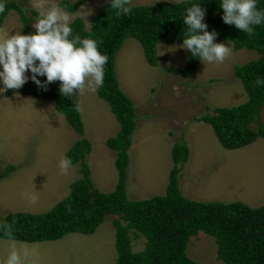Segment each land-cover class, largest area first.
Wrapping results in <instances>:
<instances>
[{
	"label": "rangeland",
	"instance_id": "rangeland-1",
	"mask_svg": "<svg viewBox=\"0 0 264 264\" xmlns=\"http://www.w3.org/2000/svg\"><path fill=\"white\" fill-rule=\"evenodd\" d=\"M18 1L28 14L52 4L64 10L60 5L64 0ZM183 1L187 0H132L131 5ZM108 2L93 0L78 8L76 14L64 11L71 16V23L79 17L89 31L93 17ZM20 19L18 12L12 10L4 20L0 38L22 31ZM33 22L31 27L35 30ZM218 43L230 46L231 55L223 63L201 62L193 75L169 71L187 65L190 51L179 47L183 42L158 45L159 62L155 67L148 63L141 43L134 38L127 39L118 52L116 72L120 88L134 102L137 115V129L129 149V200L165 195L174 167V145L184 140L190 158L181 166L180 189L187 199L241 202L254 209L264 206V137L247 147L228 150L212 125L199 120L205 115L214 116L216 108L239 106L249 99L241 80L235 76V67L257 60L259 54L249 49L236 51L229 41ZM3 87L0 81V88ZM7 94L8 91L0 92V173L8 165H14L17 171L0 181V215L47 213L66 198L70 184L80 178L79 165H71L64 175L59 168L60 159L67 158L79 136L64 115L57 112L52 99L19 96L15 91ZM78 100L85 136L92 143L86 162L93 183L99 191L110 193L118 181L117 153L107 147L106 141L117 135L119 122L109 104L98 96V88L86 90ZM251 127L257 129L258 124ZM25 193L35 195L37 202L31 204ZM115 219L118 217L109 215L92 235L75 233L58 241L22 243L38 249V264H115ZM133 244L134 251L140 252L146 239L141 237ZM6 248V239L0 238V255ZM187 254L196 262L224 264L218 259L215 238L205 233L192 239Z\"/></svg>",
	"mask_w": 264,
	"mask_h": 264
},
{
	"label": "trees",
	"instance_id": "trees-1",
	"mask_svg": "<svg viewBox=\"0 0 264 264\" xmlns=\"http://www.w3.org/2000/svg\"><path fill=\"white\" fill-rule=\"evenodd\" d=\"M89 1L92 0H76L74 3L64 0L60 5L67 12L76 14L78 8ZM0 2L6 4L5 12L0 14V30L9 13L16 10L23 24L21 33L27 35L35 32L31 23L38 12L28 14L18 0ZM220 2H160L153 6H131L130 15L117 16L109 0L93 17L89 31L79 17L70 24L74 35L102 42L98 43L99 50L108 56L104 82L98 87V96L109 104L120 125L117 135L106 141L107 147L117 153L115 166L118 181L115 190L110 193L99 191L93 183L91 168L86 162L92 152V143L85 136L86 126L80 110L75 108L72 100L61 94L60 82L48 84L45 89L28 80L22 88L8 90V96L15 91L19 96L52 99L57 112L64 115L79 136L68 151L67 158L71 160V165H79L80 178L70 184V193L66 198L47 213L0 215V222L11 223L15 220L17 241L32 244L58 241L75 233L92 235L109 215H114L118 217L113 221L118 252L115 264H205L192 260L187 254L192 239L198 237L199 233L215 238L218 259L224 264H264V206L254 209L241 202H198L187 199L180 189L181 166L190 158V149L184 140L174 145V167L165 195L140 201H131L127 196L129 149L137 129V115L134 102L120 88L116 72L117 54L127 39L134 38L141 43L148 63L157 66L158 45L183 42V32L187 28L183 24V17L186 9L193 4H200L206 10L204 22L208 25V31L218 33L216 43L229 41L236 51L249 49L259 54L257 60L235 67V76L241 80L248 101L239 106L216 108L214 116L205 115L199 120L212 125L222 146L228 150L247 147L264 137V85L253 86L257 77L264 79V24L256 26V34L250 37L235 25L224 23ZM257 4L258 8L264 9V0H257ZM201 62L190 52L184 68L169 71L193 75ZM37 78L42 83L46 82V76ZM76 98L78 100V94L72 99ZM254 123L258 124L257 129L251 127ZM15 171L17 167L8 165L0 173V181ZM141 237L146 239V245L144 250L136 252L133 242ZM0 238L5 239L2 233Z\"/></svg>",
	"mask_w": 264,
	"mask_h": 264
},
{
	"label": "clouds",
	"instance_id": "clouds-1",
	"mask_svg": "<svg viewBox=\"0 0 264 264\" xmlns=\"http://www.w3.org/2000/svg\"><path fill=\"white\" fill-rule=\"evenodd\" d=\"M110 3L117 16L131 14L132 0H110ZM220 7L224 23L235 25L250 37L256 34V26L264 24V9L258 8L257 0H221ZM5 10L6 4L0 2V14ZM205 15L206 10L200 4L186 9L183 24L187 28L179 47L189 50L203 63H223L232 49L215 42L218 33L208 31ZM70 23L71 16L52 4L38 9L33 22L34 33L25 35L17 31L0 38V81L4 85L0 92L22 88L28 82L27 73L30 71L31 80L41 88L46 89L48 84L59 81L61 94L72 100L79 110L78 100H73V96H82L86 90L95 91L103 85L108 56L99 50L98 43L102 42L74 35ZM38 76H46V82L42 83ZM260 85H264V79L257 77L253 86ZM70 167L71 160L62 157L60 173L67 174ZM25 199L31 204L37 202V197L30 193H25ZM15 223V220L0 222V233L7 241V248L0 255V264H38V249L17 241Z\"/></svg>",
	"mask_w": 264,
	"mask_h": 264
}]
</instances>
